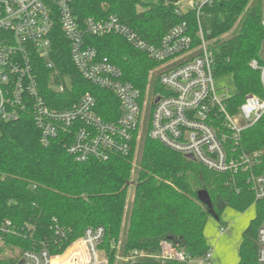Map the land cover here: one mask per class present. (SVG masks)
Returning <instances> with one entry per match:
<instances>
[{
  "label": "trees",
  "instance_id": "1",
  "mask_svg": "<svg viewBox=\"0 0 264 264\" xmlns=\"http://www.w3.org/2000/svg\"><path fill=\"white\" fill-rule=\"evenodd\" d=\"M175 2L71 0V9L80 24L87 17L100 20L115 15L154 44L171 27L186 22L196 45V13L191 10L177 14ZM250 2L213 0L202 6L199 16L205 39L217 40L210 46L214 77L231 78V95L225 101L231 114L237 112L246 95L264 98L260 73L249 67L251 60L260 59L264 6L259 0L246 11ZM85 40L121 70L123 80L145 89L148 72L156 63L115 35L86 36ZM51 60L52 70L45 67L43 60H33L39 86L50 106L67 108L81 95L90 93L102 119L111 121L118 117L115 96L83 80L73 67L68 43L58 24L52 37ZM54 71V85H63L62 93L47 87ZM240 146L247 154H259L255 171H263L264 114L242 131ZM247 175L210 171L151 140L146 131L136 150L127 155L80 163L59 140L42 147L31 117L0 122V224L9 220L15 228L14 234L1 235L0 264H16L19 254L30 249L46 248L52 255L59 254L81 237L87 227L98 226L104 229L100 249L108 264H116L118 259V264H127L121 260L134 251L156 254L164 242L172 243L189 259L199 260L211 250L204 235L208 219L219 221L226 209L244 213L252 205L254 217L242 233L237 264H259L256 234L264 220V201L254 204ZM200 191L207 193L208 206L198 200ZM118 243V250L111 247ZM134 264L189 263L144 256Z\"/></svg>",
  "mask_w": 264,
  "mask_h": 264
},
{
  "label": "built area",
  "instance_id": "2",
  "mask_svg": "<svg viewBox=\"0 0 264 264\" xmlns=\"http://www.w3.org/2000/svg\"><path fill=\"white\" fill-rule=\"evenodd\" d=\"M47 1L50 4L46 0H0V122L12 123L31 117L42 147L59 140L67 153L80 163L107 161L115 155L129 154L136 150L145 127L151 140L185 157L191 155L210 171L230 175L248 173L246 181L254 204L264 201V170L255 171L259 154H247L240 146L242 131L264 114V98L246 95L236 113L227 110L225 101L231 91L215 82L213 51L199 20L202 6L213 0L175 2L177 14L191 10L196 13V45L186 22L171 27L154 44L121 23L115 15L100 20L87 17L80 24L73 15L71 0ZM56 24L68 43L71 63L81 78L117 99L116 119H102L90 93L81 95L67 108H55L47 103L33 60H43L49 70L54 68L51 46ZM261 24L264 28V8ZM106 35L120 37L157 64L149 70L144 90L123 80L121 70L85 40L86 36ZM259 58L251 60L249 67L259 71L264 91V42ZM56 75V71L50 74L47 87L62 93L64 86L54 85ZM153 81L155 85L150 89ZM14 233L12 223L3 221L0 244L2 234ZM103 236V227H87L67 247L66 257L59 262L46 248H39L20 253L16 264H107L106 254L100 249ZM256 244V260L264 264V220L257 229ZM118 245L111 247L118 250ZM101 253L106 259H101ZM144 256L158 261L189 264L193 261L170 242L162 243L156 254L134 251L121 261L134 264ZM199 260L200 264H211V250Z\"/></svg>",
  "mask_w": 264,
  "mask_h": 264
},
{
  "label": "crops",
  "instance_id": "3",
  "mask_svg": "<svg viewBox=\"0 0 264 264\" xmlns=\"http://www.w3.org/2000/svg\"><path fill=\"white\" fill-rule=\"evenodd\" d=\"M240 214L231 209H226L220 218L223 221L221 225L218 223L219 221L215 223L208 219L204 235L212 252L211 264L238 263L242 233L249 221L253 219V217L243 219L242 216H239Z\"/></svg>",
  "mask_w": 264,
  "mask_h": 264
},
{
  "label": "rangeland",
  "instance_id": "4",
  "mask_svg": "<svg viewBox=\"0 0 264 264\" xmlns=\"http://www.w3.org/2000/svg\"><path fill=\"white\" fill-rule=\"evenodd\" d=\"M257 1L259 0H251L250 4L248 5L247 10H249ZM262 2V5L264 6V0H260ZM235 29H233L232 31H234ZM217 40H212V41H209V45H212V43H216ZM178 64H174L173 66H177ZM173 66H170L169 68L173 67ZM153 70V69H152ZM215 82L216 84L219 86V87H224L225 90H228V91H231L232 90V82H231V78L230 77H221V78H215ZM155 85V82L153 81L151 84H150V89H152ZM144 130H145V127H144ZM143 130V133H141V137L139 139V142L140 140L142 139V136L144 135L145 131ZM138 142V144H139ZM137 144V146H138ZM138 151V150H137ZM135 160H137V153H136V157H135ZM132 176H134V174H132ZM131 193H132V188H130L129 190V197H128V200L131 199ZM231 212V211H230ZM253 213H254V207H250L247 211H245L244 213H241L239 216H242L243 219H249L250 217H254L253 216ZM209 220L212 222H218L216 219H214L213 217H210ZM222 219L219 220V224L221 225L222 223ZM210 234V233H209ZM72 244H70L68 247H70ZM68 248H66L63 252L59 253V254H53L54 258L57 260V262H59V260L63 257H66V253L68 252L67 251ZM101 259L105 258L104 255L101 253ZM107 258V257H106ZM105 258V259H106ZM108 264V262H107ZM116 264H118V260L116 262ZM190 264H200V260H193Z\"/></svg>",
  "mask_w": 264,
  "mask_h": 264
},
{
  "label": "water",
  "instance_id": "5",
  "mask_svg": "<svg viewBox=\"0 0 264 264\" xmlns=\"http://www.w3.org/2000/svg\"><path fill=\"white\" fill-rule=\"evenodd\" d=\"M156 101H157V99H156ZM186 158H187L188 160L194 161V158H193L191 155H187ZM197 197H198V200H199L202 204L207 205V206L209 205V199H208V195H207L206 192H204V191H200V192H198ZM20 263H21V262H20Z\"/></svg>",
  "mask_w": 264,
  "mask_h": 264
}]
</instances>
